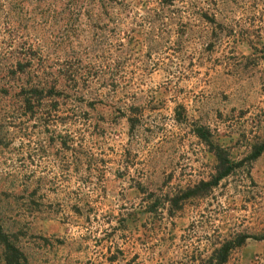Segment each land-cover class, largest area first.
I'll return each instance as SVG.
<instances>
[{"label": "rangeland", "instance_id": "1", "mask_svg": "<svg viewBox=\"0 0 264 264\" xmlns=\"http://www.w3.org/2000/svg\"><path fill=\"white\" fill-rule=\"evenodd\" d=\"M0 228V264H264V0H0Z\"/></svg>", "mask_w": 264, "mask_h": 264}, {"label": "trees", "instance_id": "2", "mask_svg": "<svg viewBox=\"0 0 264 264\" xmlns=\"http://www.w3.org/2000/svg\"><path fill=\"white\" fill-rule=\"evenodd\" d=\"M42 89H43V86H40L39 84L38 85H33V86H31L30 87V89L29 90H27V91H25V89H23L22 88V90H21V101H22V103L24 104V107H30L34 102H35V95H36V93H39L38 95L39 96H41V94H42ZM54 89V88H53ZM51 93V92H50ZM26 107V108H27ZM199 136H201V137H206L205 136V134L204 133H202V132H200L199 133ZM217 157H218V155H217ZM218 161H219V164L217 165V169H218V171H217V174H216V177L213 179V181H217V180H219L220 178H222L223 176H225V175H227L228 173H229V170H230V166H229V164H228V160L225 158H222V157H220V158H218ZM202 185H204V184H207V185H211V184H214V183H211V182H208V183H201ZM0 235H2V230H1V228H0ZM6 247L8 248V249H10L11 248V246L9 245V244H7L6 243ZM15 250V249H14ZM224 256H225V254H224ZM224 258V257H223ZM17 260V259H16ZM17 264H18V262H17Z\"/></svg>", "mask_w": 264, "mask_h": 264}]
</instances>
